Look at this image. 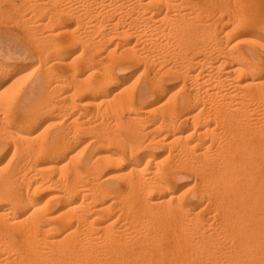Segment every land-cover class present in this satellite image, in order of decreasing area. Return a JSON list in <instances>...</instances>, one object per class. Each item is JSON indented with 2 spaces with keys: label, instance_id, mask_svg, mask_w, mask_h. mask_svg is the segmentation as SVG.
Listing matches in <instances>:
<instances>
[{
  "label": "bare ground",
  "instance_id": "6f19581e",
  "mask_svg": "<svg viewBox=\"0 0 264 264\" xmlns=\"http://www.w3.org/2000/svg\"><path fill=\"white\" fill-rule=\"evenodd\" d=\"M259 1H244L245 6L257 4L258 9L254 8L259 15L245 20L261 32L248 31V46L240 44V40L230 41L232 28L244 22L233 20L232 8L234 26L229 29L223 22L224 28H216L222 15L219 20L209 14L214 10L224 12L222 0H74L75 4H66L60 8V14L55 13L78 17L73 28L63 24L62 18V23L57 22L60 17L51 18L57 23V27L50 24L56 30L48 27L52 31L44 35L49 43L44 47L47 52L42 49L39 53L52 54V64L47 65L49 59L45 62L43 56L42 60L38 58L46 63L42 62L44 83L38 86V78V87H34L39 103L34 105V95L26 97H33V107L28 102L23 104L28 110L21 113V126L5 123L2 117L12 115V107L0 106V122L5 123L1 125L2 132L13 144L9 163L16 159V153L21 154L15 166L11 165L4 174L0 171V264H264V0ZM41 10L45 12L44 8L39 10L43 14ZM55 10L58 12L57 6ZM99 15L109 18L108 31L97 41L85 39V33L83 40L75 28L83 21L88 33L100 30L104 26L102 18L95 19ZM89 17L91 21L86 20ZM38 20L35 21L42 25L46 19H41V23ZM61 33L67 36L61 39ZM206 37L208 42L213 41L207 43ZM78 41L82 50L76 56L87 55L89 60L88 51L84 53L86 47L95 50L96 46L112 41L115 46L108 48L103 57L89 54L96 67H89L84 58L81 68L88 67V71L81 77L74 74L80 60L75 64L74 56L71 64L63 56L66 47ZM136 60L145 63L138 82H129L131 76L119 81L120 72ZM151 63L157 68L154 64L151 67ZM7 64H0V85L7 78L12 79ZM53 64L73 72V87L63 85L71 78L69 73L58 76L53 71L59 78L52 75L49 79H57L46 82L49 68L60 69ZM174 73L183 76L181 97L163 84V76ZM21 75L18 74L20 78ZM18 76L8 83L9 89L14 80H20ZM118 81L122 86L101 98L94 113L100 117V104H105L119 127H125L123 133L127 131V138L122 140L115 133L112 140L122 150L104 147L107 138L103 136L92 138L103 147L98 149V155L80 158L79 154L77 160L69 154L57 178L47 175L45 168L49 166L45 164L74 149L71 134L74 136L82 123L81 116H72V103L77 101L73 97L91 93L88 95L94 99L95 93ZM59 86L64 88L65 95L52 99L51 91ZM5 89L6 86L2 90ZM48 111L50 118L58 119V128L48 131V123H44L46 126L35 133L36 125L45 119L42 114ZM102 115L105 116L104 112ZM181 124L186 125L185 134L178 128ZM172 147L177 148L175 153ZM150 148H161L167 153L157 156L154 151L149 152ZM77 151L76 154L80 152ZM109 166L113 172L101 177ZM181 168L189 174L196 172L194 183L198 190L190 196L176 190V176ZM210 190L211 196L202 204ZM42 191L47 193L41 196Z\"/></svg>",
  "mask_w": 264,
  "mask_h": 264
},
{
  "label": "rangeland",
  "instance_id": "374dc122",
  "mask_svg": "<svg viewBox=\"0 0 264 264\" xmlns=\"http://www.w3.org/2000/svg\"><path fill=\"white\" fill-rule=\"evenodd\" d=\"M1 1L2 2H4V3H1ZM0 1V16H1V18L2 17H4V16H8V17H4V18H0L1 20H0V64L2 65H6L7 63V66L9 67L8 69L12 72V79H10V78H7L4 82H2L1 83V85H0V106L1 107H4V106H6L7 105V107H9V108H11L12 109V115H10V116H3L2 115V113L0 112V116H3L2 118H3V120H4V117H5V123H8V122H15V124L17 125V123H19L17 126H19L21 123H20V117H22V114L21 113H23V112H26L27 110H28V107L26 108V107H23V104H26L27 102H28V104H29V107H33V97L30 99L29 97H31L32 95H34V92H35V88H37L38 86H40L41 84L43 85V81H44V78H43V74H44V72H45V66H44V64H46L47 63V65H49L50 67H51V64H52V62H51V58H50V56L52 55V54H49L48 55V53H47V55H46V53H44V52H47V51H44V47H47V45L49 44L48 43V41H46L45 39H44V37L46 36V34L48 33V31H52L53 29L52 28H54V27H52V26H54L55 24H57L56 23V21H54V20H56V18H58V17H60L59 19H58V21L57 22H59V23H62L63 22V24H66V25H68V27L69 28H73V27H76L75 25H76V21H77V17H78V15L77 14H75V15H72V14H70V13H61V16L60 15H57V14H60L59 12V10H61L63 7H65V5L67 4V5H70V4H75L76 2H73V1H70V0H68L69 2H67V0H63L61 3L59 2L58 3V0H55V2H54V0H53V2L51 1V0H42V2H41V0H37V1H33V0H30V1H32V3L33 4H31V2H29V0H26V2H25V0H1ZM27 1H28V3H27ZM51 1V2H50ZM225 1V4H224V2H223V0H222V11L224 10V12H222L221 14H219L218 13V10H214V11H212V12H217L216 13V15L215 16H213L214 15V13H212L211 12V14H209V15H212V17H218V19H219V15L221 16L222 15V17H221V22H218V26H216V28H224V25L222 26L221 24L224 22H226V24H227V26L226 27H228L229 29H231L234 25H232V22H233V20L235 21V20H237L238 22H243V19H244V22L242 23V25L241 26H236V27H234V28H232V31H231V37H230V41L231 42H234V41H237V40H240V44H242L243 46H248V45H250V35L248 34V31H251V30H254L255 32H259V30L258 29H256V28H252V27H250L249 25H247L246 24V20H250V18L252 19V18H256V16L257 15H259L258 13V10H255V8H257L258 9V7L255 5V4H246V6H245V2L244 1H246V0H234V1H232V0H224ZM243 1V2H242ZM263 0H260L259 2H262ZM57 2V3H56ZM67 2V3H66ZM71 2V3H70ZM15 5H14V4ZM16 3L19 5H17L16 6ZM40 3V4H39ZM51 4V6H50V4ZM53 3L55 4L56 3V5H55V7L57 6V9H58V12L55 10V7H54V5H53ZM62 3H64V5H62ZM240 3V4H239ZM244 3V4H243ZM11 4H12V6H11ZM40 6H39V5ZM43 5V7H42V5ZM59 4H61V5H59ZM32 5H36L35 7L34 6H32ZM245 6V8H243L244 6ZM248 5V6H247ZM263 5H264V3H263ZM41 7L42 9L44 8V10H45V12L43 11V10H41L42 12H43V14L39 11L40 9H36V8H39V7ZM229 6V7H228ZM253 6V7H252ZM256 6V7H255ZM15 7V8H14ZM19 9H18V8ZM30 7H32V8H30ZM50 9H49V8ZM227 7L228 8H230V9H227ZM242 7V8H241ZM248 7V8H247ZM255 7V8H254ZM17 8V9H16ZM61 8V9H60ZM225 8V9H224ZM231 8H232V11H234L235 12V19H234V17H233V20H232V18L230 17V14L232 13V12H230V10H231ZM234 8H236V9H234ZM26 10V14H25V11H23V10ZM27 9H29V10H27ZM46 9H49L50 11H48L47 10V12H46ZM237 9H239V10H237ZM243 9V10H242ZM246 9H248L247 11H249L248 13H247V11H245ZM11 10V11H10ZM12 10H15V11H12ZM54 11V13L52 14V12ZM228 10V11H227ZM235 10H237V12L235 11ZM253 11V13H252V11ZM19 11V12H18ZM20 11H23L22 13H20ZM27 11H28V15H27ZM35 11V12H34ZM40 12V15L38 14L39 12ZM52 11V12H51ZM229 13V16H228V13ZM240 11H242V12H240ZM9 12V13H8ZM17 12V13H16ZM32 12V13H31ZM34 12V13H33ZM51 12V13H50ZM247 13V15H245L244 13ZM8 13V14H7ZM44 13H46L47 15L45 16V14ZM55 13H57V14H55ZM241 13V14H240ZM22 14V15H21ZM31 14H33V15H31ZM36 14V15H35ZM50 14H52V15H50ZM56 16H55V15ZM63 14V15H62ZM65 14V15H64ZM24 15V16H23ZM26 15V16H25ZM41 15H43L40 19L38 18V16L40 17ZM50 15V16H49ZM54 15V16H53ZM68 15V16H67ZM70 15V16H69ZM72 15V16H71ZM239 15H240V17H239ZM249 15H250V17H249ZM252 15V16H251ZM31 16V17H30ZM53 16V17H52ZM89 16V15H88ZM100 17H95V19H101L102 18V16L101 15H99ZM233 16V15H232ZM237 16H238V19H237ZM248 16V17H247ZM11 17V18H10ZM23 17V18H22ZM29 17L31 18V20H29ZM50 17V18H49ZM75 17H76V20H75ZM93 17V16H92ZM210 18H211V16H209ZM241 17H243L242 19H240ZM28 20H27V19ZM32 18H34L35 20H38L40 23H41V19L42 20H44V19H46V20H48L49 19V21H47L48 22V26H47V22H46V20H44V24L46 25H44V27H41V26H43V23H42V25L40 24L39 25V23L37 22V21H35L34 19V21H33V23H32ZM38 18V19H37ZM48 18V19H47ZM54 19L53 21H52V19ZM62 18V22H60L59 20ZM73 18H74V20H73ZM94 18V17H93ZM93 18H92V20H93ZM214 18H212V19H214ZM215 18V19H216ZM229 18V19H228ZM231 18V19H230ZM245 18H247L246 20H245ZM18 19V20H17ZM22 19H24V20H22ZM91 18L89 17L88 19H86V20H89V21H91L90 20ZM95 19L93 20V21H95ZM109 18H107L106 17V19H103L102 18V21H103V25L102 26H104L103 28H99L100 30H98V31H100V32H98V31H96L97 29H95V31L94 30H92V31H94L93 33H92V31H89V33H92V34H89L87 31L88 30H86V27H85V25H84V22L83 21H81L79 24H78V28H75L76 29V32H77V34H79L80 36L82 35V39L83 40H85V39H88V38H90L89 40H92V41H97L99 38L98 37H100L102 34H104V33H106L108 30V24L107 23H109L108 20ZM218 19L216 20V21H218ZM227 19V20H226ZM2 20H5V21H2ZM12 20H14V22L16 23V24H18V25H16V24H14V22L12 21ZM20 20V21H19ZM22 20V21H21ZM107 20V21H106ZM220 20V19H219ZM226 20V21H225ZM8 21V22H7ZM17 21V22H16ZM18 21H19V23H18ZM52 21V22H51ZM75 21V22H74ZM229 21V22H228ZM237 21H235L236 23H238ZM11 22V23H10ZM29 22V23H28ZM35 22V23H34ZM36 22H37V24L39 25L38 27H39V29H38V31H36L37 30V24H36ZM50 22V23H49ZM107 22V23H106ZM231 22V23H230ZM22 23H24V24H22ZM51 23H53V25L51 26L50 24ZM4 24H6V25H4ZM10 24V25H9ZM20 24H22V25H20ZM31 24V25H30ZM34 24H36V27H35V25ZM84 26H83V25ZM104 24H107L106 25V27H105V25ZM244 24V25H243ZM26 25H28V26H26ZM50 25V26H49ZM221 25V26H220ZM235 25H238V24H235ZM32 26H34V27H32ZM80 26V27H79ZM82 26V27H81ZM32 27V28H31ZM48 28V27H50V28H48L47 30L45 29V28ZM55 27H57V25H55ZM83 27L85 28V30L83 29ZM225 27V28H226ZM30 28V29H29ZM42 31H41V30ZM104 29V30H103ZM219 29H217V30H219ZM28 30V31H27ZM32 30V31H31ZM46 30V31H45ZM54 30H56L55 28H54ZM79 30H80V33H79ZM40 31V32H39ZM85 31V32H84ZM239 31V32H238ZM31 32V33H30ZM38 32V33H37ZM95 32H97V34H95ZM235 32V33H234ZM45 33V34H44ZM85 33H87L86 35H88L87 36V38H85L84 39V37L86 36L85 35ZM259 33H261V32H259ZM30 34V35H29ZM40 34H41V36H40ZM65 34V33H64ZM64 34H60V37L59 38H61V39H64L63 37L64 36H67V34L66 35H64ZM233 34H235V35H233ZM263 35H264V33H262ZM42 35H43V37H42ZM45 35V36H44ZM64 35V36H63ZM78 35V36H79ZM96 35V36H95ZM33 36V37H32ZM39 39H37L36 37ZM57 36H59V35H57ZM57 36H55L54 38H58ZM91 36V37H90ZM41 37H42V39H41ZM95 37V38H94ZM233 37V38H232ZM58 38V39H59ZM93 38V39H92ZM98 38V39H97ZM207 38V37H206ZM208 38H209V36H208ZM208 38L205 40V41H207V43H211V41H213L211 38V40H209V42H208ZM241 38V39H240ZM242 38H243V40H242ZM96 39V40H95ZM60 40V39H59ZM91 41V42H92ZM41 42V43H40ZM47 42V45L45 44ZM249 42V43H248ZM31 43V44H30ZM44 43V44H43ZM76 42H74L73 44H72V46L71 45H69L68 47H66V49L64 50V54H63V56H64V61L65 62H68L69 60L71 61L72 59L74 60V56H76L77 54H79L78 53V51H80L81 52V50H82V45H81V43L78 41L76 44H75ZM106 43V42H105ZM102 43V44H100L99 46H93V48L97 51H95V50H93L92 49V46H88L90 49H91V52L89 51V48L88 47H86V49H85V54H87V52L86 51H88V56H89V58H91L90 60L88 59V57H87V55L85 56L83 53H82V55H84L83 57L85 58V59H87L88 60V64L87 65H89V67H90V65L91 64H93V62L94 63H96L94 60H92V57H97V58H99V57H103V56H105L106 55V52H107V49L108 48H112V47H114L115 46V44H114V41H112V42H108V43ZM36 44V45H35ZM39 44V45H38ZM110 44V45H109ZM114 44V45H113ZM43 45V46H42ZM101 45H103V47L101 46ZM36 46H38V49H37V47ZM40 46V47H39ZM104 46H106V47H104ZM102 47V48H101ZM41 48V49H40ZM88 48V49H87ZM40 49V50H39ZM43 49V50H42ZM81 49V50H80ZM99 49H101L100 51H99ZM37 50H39V51H37ZM44 51V52H42V54L41 53H39L40 51ZM77 53V54H76ZM98 53V54H97ZM41 54V55H40ZM44 54L47 56L46 58L44 57ZM89 54H91L92 55V57H91V55H89ZM94 54V55H93ZM97 56H96V55ZM101 55V56H100ZM42 56H43V60H45V59H49L48 61L47 60H45V62L44 61H42V62H44V64L41 62V61H38V58H39V60H42L41 58H42ZM49 57V58H48ZM81 59H80V58ZM84 58H82V56H76V58H75V60H76V62H74V61H71V64H72V62H74L75 64L80 60V62H78V67L77 68H75L76 70L74 71V74L76 75H79V76H81V77H84L85 75H86V72L88 71V67L86 68V67H84V66H82V68H81V64L80 63H82V61L84 62ZM84 59V60H83ZM86 61V60H85ZM91 61V63H89ZM142 61V62H141ZM170 61H173V59L172 60H170ZM169 61V62H170ZM4 62V63H3ZM40 62H41V64H40ZM49 62L51 63V64H49ZM144 61L143 60H136V63L134 62V63H132V64H130L129 65V67L127 68V69H124V70H122L121 72H120V79H119V81H122V78L123 77H129V76H131L132 78H131V80L129 81V82H131L132 80H136L135 82L137 83L138 82V77L140 76V73H139V71L141 70V71H143V69H144V65H145V63H143ZM73 63V64H74ZM141 63V64H140ZM138 64V65H137ZM154 63H151L150 64V66L152 67V65H153ZM14 65V66H13ZM46 65V66H47ZM53 65H59V64H53ZM38 66V67H37ZM43 66V67H42ZM55 66V67H56ZM60 66V65H59ZM58 66V68H60L59 70H57V67L56 68H54V66H52V70L49 68V74H48V79H46L45 78V80H46V82H47V80H49V81H53V80H55V79H57V78H59V77H57V74H58V76L60 75H63V74H66V76H69V77H71V78H68L69 79V81H68V79L66 80V83H64L63 85L67 88V87H73V85H71V84H74V78H73V72H72V74L71 73H69L68 71H67V69L64 67V66H60L59 67ZM96 67L97 66V64H93V66L91 65V67ZM82 69L81 71L79 70L80 68ZM135 67V68H134ZM143 67V68H142ZM11 68V69H10ZM35 68H37V69H35ZM43 68V69H42ZM53 68H54V70H53ZM64 68H65V70H64ZM154 68H157V66L154 64ZM34 69V70H33ZM84 69V70H83ZM136 69V70H135ZM57 70V71H56ZM44 71V72H43ZM56 73L57 72V74H54V72ZM59 71V72H58ZM64 71H66V73H63ZM77 71V72H76ZM78 71H80L79 73H78ZM140 71V72H141ZM262 71H264V68L262 69ZM50 72H52V73H50ZM62 72V73H61ZM82 72V73H81ZM84 72V73H83ZM67 73H69V75H67ZM122 73V74H121ZM18 74H22L21 75V78L18 76ZM137 74V75H136ZM263 74H264V72H263ZM52 75H56V77H52L53 79H49V77L51 78V76ZM19 77V79L20 80H18L17 82L15 81L16 80V78L15 77ZM136 76V77H135ZM138 76V77H137ZM166 76V77H165ZM165 76H163L164 78H162L164 81H163V84L169 89V90H171L172 92L173 91H175V93H176V96L178 95L179 97H181V95H182V93H183V91H181L180 90V82H182V78H183V76L182 75H179V74H177V73H174V75L173 74H167V75H165ZM179 76V77H178ZM181 76V77H180ZM141 77H143V76H141ZM170 77V78H169ZM15 78V80H14V83H13V85L11 86V89H9L10 88V85H9V87L7 86L8 85V83L9 82H11L13 79ZM39 78V79H38ZM94 78H96V76H94ZM134 78H136V79H134ZM176 78V79H175ZM180 78V79H179ZM37 79L39 80V81H41V83H39V85H38V82L36 83V81H37ZM70 79H73V80H70ZM142 79V78H141ZM141 79L139 80V81H141ZM8 80V81H7ZM177 80V81H176ZM48 81V82H49ZM115 82V83H112L111 85H109V86H107V87H105L102 91H99V92H97V93H95V95H96V97L93 99V98H91V97H89L90 95H91V93H88V94H90V95H88V94H86V95H84V96H82L81 94H76V96H78V97H73V100L75 99V100H77V101H74L72 104L73 105H75V106H70V107H72L71 108V110L72 111H74V112H72V116H76V115H78L79 117L81 116V118H79V121L82 123V125L81 126H83V127H78L77 129H75V130H77V131H74L75 133H74V136H72V134H71V140H72V142L73 143H71L72 145H74V149L73 150H71V151H69V152H67V153H65V154H63V155H60V156H58L57 158H56V160L57 161H55V162H50L49 163V165L48 164H45L44 166H49V167H46L45 169H46V171H47V175H49V174H51V176L53 177V178H57L58 177V175H59V172H61V171H59V169L61 170L62 169V167H61V164H62V162H64V160H66L67 159V155H74L76 158L75 159H77L78 160V156L77 155H79V154H81V156H80V158H82L83 156H87V155H92L93 157H95L96 155H98L99 153H98V149H100V148H103V147H101L102 145H99L98 143H95V142H93V139H95L96 140V137H102L103 139H106L105 140V142H104V144H106V146H104V147H110L109 149L110 150H112V151H121L122 149H121V147L120 146H118L117 144H114L116 147H114V145H113V142H115V141H112L113 140V137H115L114 135H116L115 133H117V135L119 136L120 135V137L122 138V137H125V138H127V134H126V132H124L123 133V131H124V129H125V127L124 126H122V127H119L120 125H118L116 122H115V120L113 119V116L110 114V110L108 109V108H106V106H105V104H100V113L98 114V115H100L101 114V116L100 117H98L97 116V113L95 112L94 113V111H96V108H97V104H99V102L98 101H102V99H103V97L104 96H109V95H111L112 94V92H114L115 90H117L120 86H122V85H120L122 82ZM16 82V83H15ZM19 82V83H18ZM36 83V84H35ZM70 83V84H69ZM131 83H134V82H131ZM130 83V84H131ZM135 83V84H136ZM10 84H12V83H10ZM21 86H20V85ZM23 84H25V85H23ZM34 84H35V86H34ZM135 84H133L134 86H135ZM16 85H18V86H16ZM38 85V86H37ZM133 85H131V86H133ZM177 85H179V86H177ZM5 86L7 87V89H5V90H2V89H4L5 88ZM14 86V87H13ZM16 86V87H15ZM20 86V87H19ZM23 86V87H22ZM37 86V87H36ZM62 86V85H61ZM61 86H59V87H57L58 89H56L55 88V90L54 91H51V92H53V93H51L50 94V96H52V94H54V96H52L51 98L52 99H54V98H57L58 96L60 97V96H64L65 95V92H63L62 90L65 88L64 86H62V87H64L63 89H61L62 87ZM134 86H133V88H134ZM18 87V88H17ZM35 87V88H34ZM179 87V88H178ZM19 88H21L20 90H19ZM60 88V89H59ZM107 88V89H106ZM19 91H18V90ZM33 89V90H32ZM1 90L2 91H4L3 93H1ZM56 90H57V95H56ZM29 91V92H28ZM30 91H31V93H30ZM26 92H27V94H26ZM33 92V93H32ZM101 92V93H100ZM64 93V94H63ZM29 94V95H28ZM98 94V95H97ZM35 95H36V97H35ZM34 95V105H36V103L38 104L39 103V94H35ZM27 96H29L28 98H26ZM82 96V98H80ZM54 97V98H53ZM58 97V98H59ZM89 97V98H88ZM179 97H177V98H179ZM26 98V99H25ZM57 98V99H58ZM102 98V99H101ZM29 99L31 100V102L29 101ZM37 99V100H36ZM27 100V101H26ZM69 100V99H68ZM94 102V103H91V105H90V103L89 104H85L84 102H86V103H88V102ZM101 101H100V103H101ZM75 102H77L78 103V106H77V103H75ZM16 103V104H15ZM75 103V104H74ZM79 103H80V106H79ZM81 103H84V107L82 106V104ZM97 103V104H96ZM95 104V105H94ZM14 107H13V106ZM92 106V107H91ZM95 106V107H94ZM104 106V107H103ZM1 107H0V109H1ZM18 107V108H17ZM87 107H88V109H87ZM75 108V109H74ZM17 109V110H16ZM25 109H27V110H25ZM74 109V110H73ZM93 111H92V110ZM14 110V111H13ZM20 110V111H19ZM80 110H82L81 112H80ZM84 110V111H83ZM86 110H88V111H86ZM103 110V111H102ZM109 111V114L112 116H109V114H107L108 112H106V111ZM19 112V113H18ZM78 112V113H77ZM84 112V113H83ZM104 112V114H105V116L103 117V115H102V113ZM47 113V114H46ZM46 113H43L42 114V117H44L45 119L42 121V123H41V121L39 122V124L38 125H36V129H35V133H38L39 131H41V128L45 125L44 123H48L47 124V129H48V131H52V130H54V129H56V128H58V124H57V122H58V119H56V118H50L49 117V111L48 112H46ZM79 113H83L82 115H79ZM92 113V114H91ZM95 115H94V114ZM106 114H107V116H106ZM84 115V116H83ZM91 115V116H90ZM95 116H97L96 118H95ZM92 117V118H91ZM105 120H103L102 118ZM106 117H108V118H106ZM1 117H0V119H2ZM80 119H82V120H80ZM97 119V120H96ZM102 119V120H101ZM106 119H107V121H108V125H107V121H106ZM53 120V121H52ZM100 120V121H99ZM1 121V120H0ZM85 121V122H84ZM97 122V121H99V122H97V124L95 123L94 124V122ZM104 121V122H103ZM2 122V121H1ZM0 122V171H1V174H4V173H6L9 169H11L13 166H15L16 165V163H17V161L19 160V156H21V154L20 153H16L17 155H18V158H17V155H15V157H16V159H13L12 160V164H10L9 163V161H8V159L9 158H11V157H9L10 155H13V144H12V142H10L9 141V139L8 138H6V137H4V134H3V132H2V126L1 125H3L4 126V121H3V123H1ZM51 122V123H50ZM84 122V123H83ZM103 122V123H102ZM114 122V123H113ZM88 124V125H86V124ZM90 123V124H89ZM99 123V124H98ZM113 123V124H112ZM57 126H56V125ZM104 124H106V125H104ZM111 126H110V125ZM115 124H117V126H114ZM54 125V126H53ZM89 125H90V127H89ZM95 125V126H94ZM100 125V126H99ZM104 125V126H103ZM112 125H113V127H112ZM21 126V125H20ZM46 126V125H45ZM51 126V127H50ZM85 126L87 127L86 129H85ZM92 126V127H91ZM101 126H103V127H101ZM108 126V127H107ZM110 126V127H109ZM108 129H107V128ZM123 127H124V129H123ZM184 127H186V125H184V124H181L180 126H178V128H179V130H180V132L181 133H183L184 131H185V128ZM80 128V129H79ZM90 128H91V130H90ZM94 128V129H93ZM103 130H102V129ZM100 129V130H99ZM107 129V130H106ZM79 130V131H78ZM84 130V131H83ZM97 130H99V131H97ZM126 130V129H125ZM86 131V132H85ZM91 131H93V132H91ZM112 131V132H111ZM78 132V133H77ZM91 132V133H90ZM95 132V133H94ZM186 132V131H185ZM185 132L183 133V134H185ZM44 133H46V132H44ZM99 133H100V136H99ZM121 133V134H120ZM43 134V133H42ZM81 134V135H80ZM109 134V135H108ZM126 134V135H125ZM94 135V136H93ZM75 137V138H74ZM93 138V139H92ZM111 138V139H110ZM117 138V137H116ZM182 139H184V138H182ZM181 139V140H182ZM91 140V141H90ZM108 140H110L109 141V143H110V145L108 144ZM122 140H124V138H122ZM89 141V143H86V142H88ZM106 141H107V143H106ZM96 145H95V144ZM112 144V145H111ZM98 145V146H97ZM81 146H84L85 148H83V147H81ZM177 146V145H176ZM178 147V146H177ZM80 148H82V149H80ZM120 148V149H119ZM176 147H172L171 148V151H172V153H175V151L176 150H174ZM154 148H150L149 149V152H152V151H154L153 153H155L157 156H160V155H163V154H166L167 153V150H161V148H155L154 150H153ZM156 149H157V151L159 152V151H161V152H157L156 151ZM177 149V148H176ZM80 151L79 153H78V151ZM85 152H84V151ZM173 150H174V152H173ZM74 151V153H72ZM75 151H77V153L78 154H76V152ZM156 151V152H155ZM147 152V151H146ZM163 152V153H162ZM12 153V154H11ZM158 153V154H157ZM95 154V155H94ZM138 156H142V155H138ZM14 157V158H15ZM62 158V159H61ZM79 158V159H80ZM10 160V159H9ZM170 160L173 162V161H175V158H170ZM14 161V162H13ZM4 163H7L6 165L4 164ZM3 164L5 165V166H3ZM12 165V167H10ZM1 166H3V168L1 167ZM6 167V168H5ZM51 167V168H50ZM53 167V168H52ZM59 167H61V168H59ZM6 170V171H5ZM193 170V169H192ZM55 171H56V173H55ZM177 171V170H176ZM179 172H178V174H177V176H178V178H177V176H176V190L177 191H180V192H182V193H184L185 194V191H186V195H188V196H190V195H192V194H194L198 189H197V185H195V183L194 182H196V172H194L195 170H193L192 171V173L190 172V170L188 169V171L191 173V174H189L188 172H187V169L186 168H181L180 170H178ZM65 172V171H64ZM113 172V170H112V168L109 166V167H106L105 169H104V171H103V173L101 174V177H104V176H107V175H109V174H111ZM53 173V174H52ZM56 174V175H55ZM65 174V173H64ZM195 174V175H194ZM57 176V177H56ZM195 180V181H194ZM179 183V184H178ZM46 191H48V190H46ZM44 192V191H42V193L43 194H41V196H43V195H45L47 192ZM210 192H211V190L210 191H208V193H206L207 194V196H206V198L208 197H210L211 195H210ZM189 193V194H188ZM210 195V196H209ZM205 198V199H206ZM208 198L206 199V201H205V199L204 200H202V204H206V202H207V200H208Z\"/></svg>",
  "mask_w": 264,
  "mask_h": 264
}]
</instances>
